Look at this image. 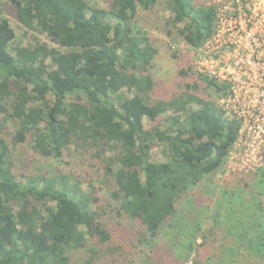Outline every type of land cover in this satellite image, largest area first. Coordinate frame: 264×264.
Masks as SVG:
<instances>
[{"label":"trees","instance_id":"16d2710c","mask_svg":"<svg viewBox=\"0 0 264 264\" xmlns=\"http://www.w3.org/2000/svg\"><path fill=\"white\" fill-rule=\"evenodd\" d=\"M156 4L110 0L98 9L84 0H0V264H71V254L87 240L102 246L100 256L108 254L111 234L102 224L105 214L96 211L93 182L117 204L116 218L141 230L136 246L147 252L142 264H160L157 243L174 231L190 238L179 245L181 264L201 262L203 249L209 250L211 231L202 229V220L182 221L179 204L225 164L239 126L202 96L207 89L218 100L225 86L192 66L175 70V93L157 99L158 51L131 24ZM164 4L167 26L191 51L214 36L213 5ZM3 6L12 7L25 29L44 28L49 45L33 38L32 45L12 47L15 35L1 16ZM10 123L23 140L13 138ZM154 143L164 147V162H151ZM20 144L55 165L73 153L86 192L76 191L83 183L70 173L28 174L19 182L13 155ZM256 234L259 239L246 241L254 257V247L264 249L261 225Z\"/></svg>","mask_w":264,"mask_h":264},{"label":"rangeland","instance_id":"374dc122","mask_svg":"<svg viewBox=\"0 0 264 264\" xmlns=\"http://www.w3.org/2000/svg\"><path fill=\"white\" fill-rule=\"evenodd\" d=\"M84 1L89 7L98 9H106L110 3V0ZM156 1L154 9L147 12L139 11L131 24L135 30L148 37L149 43L158 51L154 70L157 78L155 93L158 100L165 101L175 93L172 73L179 70V67L189 66H192L195 71L198 59L197 52L191 51L177 37L175 30L167 26L164 0ZM198 1L213 5L219 13L226 7L229 9L232 5V0H196L197 3ZM1 16L9 22L14 32L15 39L12 47L32 45L33 38L49 45L44 28H41L40 32L25 29L19 24L12 7L3 6ZM222 38L224 34L221 29H218L213 39L221 40ZM256 40L264 43V35L240 37L238 49L247 44L254 48ZM172 55H177V58L172 59ZM254 55L259 56L260 64H262L264 48L255 50ZM215 60V72L223 74L221 69H224L228 59L217 56ZM262 71L264 75V66ZM261 79L264 80V77ZM259 84L261 86L259 91H262L264 83ZM239 88L234 87L237 92L234 99L230 97L229 90H227L228 96L222 104L220 103L221 107L218 104L219 99L213 98L212 95L209 96L211 93L207 89L205 93L201 91L204 98L215 101L216 107L224 113V118L236 121L239 128L237 140L229 151L225 164L218 172L205 177L198 186L190 190L184 201L179 204V218L182 221L190 223L202 220L204 221L202 229L211 231L207 239L209 250L203 249L201 262L197 260V264H264L263 248L258 249L254 247L256 244L253 246L250 243L254 247L255 257L246 251L251 248L247 245V240L259 239L256 234L257 227L261 225L264 230V97L258 99L252 95L246 96L243 93L244 90L239 92ZM179 92H181L180 89ZM162 124V120L157 122L159 127ZM144 125L149 126L146 120ZM7 128L14 139L23 140L22 134L16 132L11 123L7 125ZM19 146L18 151L13 155L16 167L15 176L19 182H24V176L28 174L41 176L51 175L53 172L70 173L83 183L76 191L86 192V176L84 170L77 165L78 159L71 157L73 153L68 155L65 152L60 165H55L52 159H43L33 155L26 145L20 144ZM163 153L162 144L154 143L149 152L151 162H164ZM92 185L95 189L98 188L95 197L99 202L95 210L105 214L102 217V224L111 234V240L106 243L108 246L105 245L108 254L100 256L102 246L87 240L85 248L71 254V264H86L89 261L91 264L144 263L147 252L136 246V233L141 230L125 217L116 218L114 209L116 210L117 204L104 194L107 191L103 188L101 190V185L99 186L97 182H93ZM188 239L190 238L185 234L179 237L177 231L162 237V242L157 243V249H159L157 260L160 264H181L185 252L179 245L184 244ZM261 241L264 242V234L261 235ZM200 243L201 241L198 240L197 244ZM230 249L233 250L232 253ZM139 250L141 253H138ZM247 255H252V258ZM208 256H210L209 260ZM186 264H192V259Z\"/></svg>","mask_w":264,"mask_h":264},{"label":"built area","instance_id":"2783aa9c","mask_svg":"<svg viewBox=\"0 0 264 264\" xmlns=\"http://www.w3.org/2000/svg\"><path fill=\"white\" fill-rule=\"evenodd\" d=\"M218 29L224 34L221 40L213 39ZM252 35H264V0H232L229 9L226 7L220 13L217 9L214 36L197 50L198 63L195 68L205 78L225 85L227 93L219 99V106L228 96L227 90L231 98H236L237 92L234 87H240L239 92L244 90L246 96L252 95L258 99L264 97L263 85V90L259 91L261 87L259 83H264L261 79L264 77L262 71L264 60L260 64L259 56L254 55L255 50L264 48V43L256 40L254 48L247 44L238 49L240 37L249 38ZM217 56L228 59L224 69H221L223 74L215 72Z\"/></svg>","mask_w":264,"mask_h":264},{"label":"bare ground","instance_id":"6f19581e","mask_svg":"<svg viewBox=\"0 0 264 264\" xmlns=\"http://www.w3.org/2000/svg\"><path fill=\"white\" fill-rule=\"evenodd\" d=\"M228 1V0H227Z\"/></svg>","mask_w":264,"mask_h":264}]
</instances>
